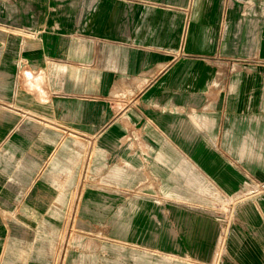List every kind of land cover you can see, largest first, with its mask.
<instances>
[{"label": "crops", "instance_id": "1", "mask_svg": "<svg viewBox=\"0 0 264 264\" xmlns=\"http://www.w3.org/2000/svg\"><path fill=\"white\" fill-rule=\"evenodd\" d=\"M250 181L264 0H0V264H264Z\"/></svg>", "mask_w": 264, "mask_h": 264}, {"label": "rangeland", "instance_id": "2", "mask_svg": "<svg viewBox=\"0 0 264 264\" xmlns=\"http://www.w3.org/2000/svg\"><path fill=\"white\" fill-rule=\"evenodd\" d=\"M92 171H96V169H93ZM105 171H107V170H105ZM113 173H114V175H117V174L120 175L119 169L113 170ZM63 187H64V184L59 183V185H58V191H61L63 189ZM109 202L112 203V200L111 199H106V201H104L101 197L99 198V196H93V195H91L90 196V203L95 206V208H93V212H92L93 217L92 218L95 219V220L98 219V218H101V216L103 215L104 212H102V213L100 211L98 212L97 211V205L98 204H102V203L103 204L105 203L107 205V203H109ZM49 203H50L49 200H41L39 202V205L38 206L41 207V208H45V207H48L49 206ZM111 205H107L105 207V210H106V212L108 214L107 219H108L109 222H113V217H114L113 216V210H112V206ZM222 214H224L223 211H222ZM59 218H60L59 219V222H61V220L63 218L62 217H59ZM27 219H29L31 222H34V220H35L33 217H27ZM38 219H39L38 221L41 224H48L49 223L48 216L47 217L46 216L38 217ZM129 220H132V218L130 217ZM74 222H76V221H74ZM127 234L128 233H126V235ZM110 235L114 237L115 236V232L111 231L110 232ZM107 250L109 252L108 253V256H107V263L108 264H116V263H118L117 260H116V257H117V253L115 252L116 249H113L112 248V250L111 249H107ZM127 262H128L127 264H130L129 263V260Z\"/></svg>", "mask_w": 264, "mask_h": 264}, {"label": "built area", "instance_id": "3", "mask_svg": "<svg viewBox=\"0 0 264 264\" xmlns=\"http://www.w3.org/2000/svg\"><path fill=\"white\" fill-rule=\"evenodd\" d=\"M127 143L128 144H131V143H139V144H141V142H139L137 136H135V135H129L127 137ZM250 183L251 184L249 186H247L245 190H241L240 191V195H239V197L237 199H230L228 201V205L226 206V208L223 209L221 207H217L220 212H222V211L224 212V214H221V215H222V218L225 219V221H226L224 232L222 233L221 239H220V241L218 243L219 249L222 248V245H223V242H224V236H225V232H226V228H227V224L229 223V221H230V219L232 217V214H233L234 204L240 199L246 198L247 196H249L251 194H255V193L257 194V193H259V192L264 190V185L260 186L259 184H255L253 181H250Z\"/></svg>", "mask_w": 264, "mask_h": 264}]
</instances>
